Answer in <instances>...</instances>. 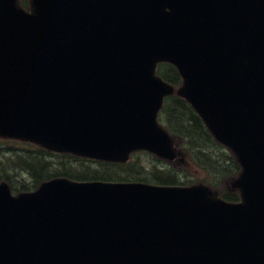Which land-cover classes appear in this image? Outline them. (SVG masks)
Returning <instances> with one entry per match:
<instances>
[{"label": "water", "instance_id": "95a60500", "mask_svg": "<svg viewBox=\"0 0 264 264\" xmlns=\"http://www.w3.org/2000/svg\"><path fill=\"white\" fill-rule=\"evenodd\" d=\"M0 0V137L107 162L181 159L176 93L236 157L240 200L207 185L0 182V264H264V0Z\"/></svg>", "mask_w": 264, "mask_h": 264}, {"label": "trees", "instance_id": "16d2710c", "mask_svg": "<svg viewBox=\"0 0 264 264\" xmlns=\"http://www.w3.org/2000/svg\"><path fill=\"white\" fill-rule=\"evenodd\" d=\"M20 3L27 6V0H20ZM162 69H166L165 72H162V76L173 84L178 83L179 76L172 66L163 64ZM165 110L167 114L165 117L170 124L169 128L174 138L183 141L184 151L192 163L196 165V168L206 170V183L216 188L220 185V180L224 183L236 175L239 167L234 157L212 138L201 119L187 103L176 99L168 102ZM3 144L0 143V146ZM142 154L143 152L139 153V155ZM0 156H4L0 157V181H7L14 191L24 190L27 185L32 183L36 184L50 170L52 164L44 152L35 147H0ZM160 162L162 161L157 159L154 164L158 165ZM156 165L148 168L143 166L136 170L133 175L134 179L139 178L162 183H174L176 181L175 168L166 166V169L161 170L156 168ZM96 166L91 161L83 159L82 163H79L67 176L78 179L114 177V169L101 171L97 170ZM22 171L31 177V182L26 183V186L21 182L16 183L15 178L19 177L18 174ZM225 198L237 200L238 195L235 192H229Z\"/></svg>", "mask_w": 264, "mask_h": 264}, {"label": "rangeland", "instance_id": "374dc122", "mask_svg": "<svg viewBox=\"0 0 264 264\" xmlns=\"http://www.w3.org/2000/svg\"><path fill=\"white\" fill-rule=\"evenodd\" d=\"M0 157H4V156H0ZM145 162H146V159H145ZM149 164V162L147 163V165ZM20 175H22L23 177H28V174L27 173H22V174H20ZM187 175L189 176V177H186V178H182V179H179L180 181H185V180H195L196 178L194 177V176H196L195 175V169H193L192 167H190L189 166V170H188V173H187ZM31 180V179H30Z\"/></svg>", "mask_w": 264, "mask_h": 264}, {"label": "flooded vegetation", "instance_id": "af4514ba", "mask_svg": "<svg viewBox=\"0 0 264 264\" xmlns=\"http://www.w3.org/2000/svg\"><path fill=\"white\" fill-rule=\"evenodd\" d=\"M59 162H62V159H59Z\"/></svg>", "mask_w": 264, "mask_h": 264}]
</instances>
